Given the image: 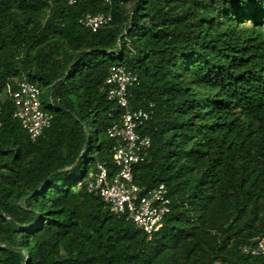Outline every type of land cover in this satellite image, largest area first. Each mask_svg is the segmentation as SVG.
Wrapping results in <instances>:
<instances>
[{"label":"trees","instance_id":"trees-1","mask_svg":"<svg viewBox=\"0 0 264 264\" xmlns=\"http://www.w3.org/2000/svg\"><path fill=\"white\" fill-rule=\"evenodd\" d=\"M113 65L138 76L129 107L152 104L134 181L171 203L150 238L87 189L98 162L118 170ZM22 79L52 114L36 141L13 115ZM262 234L264 0H0V264H264L244 250Z\"/></svg>","mask_w":264,"mask_h":264},{"label":"built area","instance_id":"built-area-1","mask_svg":"<svg viewBox=\"0 0 264 264\" xmlns=\"http://www.w3.org/2000/svg\"><path fill=\"white\" fill-rule=\"evenodd\" d=\"M52 1V0H51ZM109 3L111 0H102ZM74 4L76 0H68ZM112 21L109 12L87 13L79 18V23L96 31ZM138 82L137 74L123 65H113L103 82L102 90L107 99L117 105L121 112L106 129L107 135L114 140L112 146L113 162L117 172L109 175L105 163L98 162L95 169L88 173L87 189L99 194L110 211L117 215L126 214L136 228L143 230L150 238L163 223L170 210V197L164 183L146 188L134 181V166L151 160V138L138 131L149 121L153 113L152 104L148 108L131 109L128 101V89ZM14 102V117L26 129L31 140L43 136L51 125L52 114L44 108L41 89L34 83L22 79L10 90ZM82 181H79L80 186ZM246 252L254 255L264 254V234L255 244L246 246Z\"/></svg>","mask_w":264,"mask_h":264}]
</instances>
